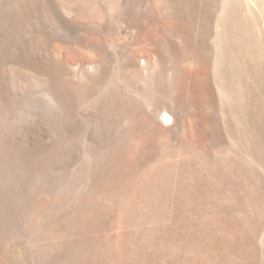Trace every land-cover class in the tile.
<instances>
[{"label":"rangeland","instance_id":"374dc122","mask_svg":"<svg viewBox=\"0 0 264 264\" xmlns=\"http://www.w3.org/2000/svg\"><path fill=\"white\" fill-rule=\"evenodd\" d=\"M0 264H264V0H0Z\"/></svg>","mask_w":264,"mask_h":264},{"label":"bare ground","instance_id":"6f19581e","mask_svg":"<svg viewBox=\"0 0 264 264\" xmlns=\"http://www.w3.org/2000/svg\"><path fill=\"white\" fill-rule=\"evenodd\" d=\"M165 117H166V120H170L171 119V116L168 115V114Z\"/></svg>","mask_w":264,"mask_h":264}]
</instances>
